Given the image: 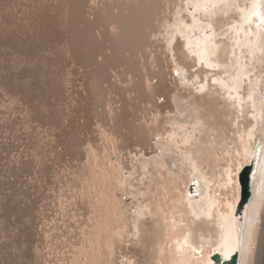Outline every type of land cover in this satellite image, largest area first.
<instances>
[{
  "label": "bare ground",
  "instance_id": "1",
  "mask_svg": "<svg viewBox=\"0 0 264 264\" xmlns=\"http://www.w3.org/2000/svg\"><path fill=\"white\" fill-rule=\"evenodd\" d=\"M14 2L18 8L20 0ZM30 2L37 6L32 12L28 9L32 3L21 7L31 12L23 15V26L15 22L21 20L22 9L20 14L16 7L11 10L20 16L15 21L13 15L6 17L9 15L4 10L10 13L8 3L2 14L5 18H0V100L6 96L22 107L24 104L18 102L22 97L39 112L43 107L48 112L45 106L50 103L52 109L40 117L44 129L48 124L52 127L53 139L57 129L66 134L58 141L71 170L58 177L56 186L51 185L54 214L50 218L43 215L46 229L40 230V223L37 230L31 211H25L24 204L17 201L12 208L26 217L24 220L30 217L28 230H21L12 242L18 228L8 224L10 230H6L12 236H4V218H0V246L2 240L4 244L12 242V248L6 245L8 252H22L27 244L25 254L32 264H209L212 254L227 259L235 251L238 264H263L264 25L258 28L256 17L247 23L245 16L254 2L257 11L264 12V0H54L52 3L62 6L49 4L56 6L53 10L42 3L44 0ZM209 24L203 58L212 67L195 54L196 42H204L206 35L196 29ZM18 25L29 28L27 37L23 36L26 31L19 35L23 30ZM189 40L191 48L186 46ZM8 56L18 60L14 72L26 68L27 62L30 67L10 75ZM68 70L78 75L73 79L75 86L70 84L72 80L68 82L72 75ZM153 79L156 83L151 82ZM43 82L50 88L49 93H43L42 105L35 103L32 95L36 89H45ZM66 86L78 88L72 96L66 95L73 99L67 118L60 109L63 106L69 112L66 100L71 99L64 96L69 92ZM63 96L64 105L58 108L53 102H62ZM161 97L163 103L158 102ZM114 103H121L115 116L110 111ZM16 120L4 123L12 126L14 122L16 130L0 127L9 134L12 130L13 136L14 132L21 135L22 127L18 130ZM108 130L120 140L115 143ZM17 140L24 142L22 136ZM2 144L0 152L4 148L2 154L6 156V150L13 148ZM38 147L27 151L43 165L35 164L36 158L29 156L34 161H24L15 171L24 176L36 167L40 174L32 172L46 181L44 162L52 165L54 160L45 152L46 160L40 158ZM0 164L4 165V160ZM249 165L251 197L237 220L234 211L241 193L238 177ZM56 170L50 172L59 173ZM5 183L17 194L32 190L27 192L24 188L29 185L23 188L10 179ZM191 183L194 195L190 194ZM54 221L63 222L64 228L57 227L63 234H50L52 230L47 228ZM51 227L56 228V223ZM61 236L64 239L60 240ZM48 248L53 250V257L48 251L45 257L40 256ZM20 256H16L18 262Z\"/></svg>",
  "mask_w": 264,
  "mask_h": 264
},
{
  "label": "rangeland",
  "instance_id": "2",
  "mask_svg": "<svg viewBox=\"0 0 264 264\" xmlns=\"http://www.w3.org/2000/svg\"><path fill=\"white\" fill-rule=\"evenodd\" d=\"M17 2H18V0H16ZM24 2V0H20V2ZM45 2H42L43 4H52V5H56V3L58 2V0H57V2H54V3H50V0H44ZM4 2V3H3ZM12 2H14V0H12ZM12 2H10V0H8V2H6V0H2V2H0V7H2V11L0 10V12H1V15H0V18H2V20L5 18V16H6V14H8L9 16H6V17H10V16H12L13 17V19H14V21H15V19L16 18H19L20 16H22V17H20V19L21 20H18V21H15L16 23H18V24H21V26H23L22 24L24 23L23 22V20H25V17L23 16V15H28L29 13H31L32 11L31 10H35V8H36V6L37 5H35L34 4V2H30V0H28V2H25L23 5L20 3V2H18V4L19 5H21V6H19L18 4V8H17V6H16V2H14V7H12ZM22 2V3H23ZM47 2H49V3H47ZM61 2V1H60ZM59 2V3H60ZM2 3L4 4V6H2ZM6 3H8V5H11L10 6V13L8 12V10H4V8H9V6H7V4ZM10 3V4H9ZM27 3V4H26ZM30 3H32L31 5L33 6V5H35L34 6V8H32V6L30 5ZM26 4V7L24 6ZM61 4H62V2H61ZM5 5H6V7H5ZM28 5H30L29 6V10L31 11H29V10H27V12L29 11V13L27 14V12H26V9L25 8H27L28 7ZM22 6H24L25 8H21ZM50 6V5H49ZM48 6V7H49ZM57 7L58 6H62V5H60V4H57L56 5ZM55 6V7H56ZM16 7V12H18L19 14H20V12H19V10H21V12H22V14L20 15V16H18V14H12V12L14 11V8ZM30 7H31V9H30ZM53 6H50V8H52ZM55 7H53L52 8V10L55 8ZM13 8V9H12ZM1 9V8H0ZM25 9V10H24ZM3 10H4V12H7L6 14H5V16H3L4 15V12H3ZM11 10H13V11H11ZM26 12H24V11ZM3 12V13H2ZM25 13V14H24ZM3 14V15H2ZM11 14V15H10ZM15 16H17V17H15ZM4 17V18H3ZM15 17V18H14ZM22 18H24L23 20H22ZM2 20H0V23H1V21ZM20 21V22H19ZM23 22V23H22ZM25 24H28V22H25ZM24 24V25H25ZM21 26H16V27H20V29L19 30H21V32H22V30H23V32L22 33H20V31H19V35L20 34H24V33H26L27 31H29V28L28 27H26V29H27V31H26V29L25 28H23V27H21ZM0 28H3L2 26H0ZM23 28V29H22ZM0 30H3V29H0ZM24 31H26V32H24ZM0 32H3V31H0ZM21 35V36H22ZM27 35H28V32H27V34H24L23 36L25 37H27ZM9 54H14V52L12 53V52H9ZM19 54V53H18ZM18 54H16V56H18ZM152 55H154V53H152ZM16 56H8L7 58H8V62H7V64H8V70H10V68H12V70H10V75H12V74H19V73H21L23 70H25L26 68H28V67H30V66H28V62L26 63V68H24V66H22V64H20V66H22V68H20V70H18V72H14V71H16V69H15V67L16 68H18V60H16L15 59V57ZM13 57V58H12ZM10 59H11V62H10ZM13 59V60H12ZM17 62H16V61ZM20 60H22V58H20ZM12 64H13V67H11L12 66ZM31 65V67H32V65L33 66H36L35 64H30ZM14 68V69H13ZM13 71V72H12ZM68 72H70V74H72V75H70L69 77H68V82H70L71 80V82H70V84H72V86H75L76 85V81H73V79H75L78 75H73V73H72V71L71 70H68ZM67 73V72H66ZM68 74V73H67ZM65 77V76H64ZM66 78V77H65ZM69 78H70V80H69ZM150 82V81H149ZM151 82H153V83H156V79H153ZM43 84H44V87H45V89L43 90H41V89H36L37 91L35 92H33V97L35 98V103H39V104H42V97H43V93H49V90H48V88H50V86H47V83L46 82H43ZM119 84L120 85H123V86H126L127 85V83H121V82H119ZM46 85V86H45ZM72 86H66V88H68V91L70 92H66V88H65V91L64 92H66L67 94H64V96H66V95H71L72 96V92H74V90L75 89H78V88H74V87H72ZM70 88H74V89H72V90H70ZM63 89H64V86H63ZM7 90H5L4 92H6ZM8 92V91H7ZM0 94H2L1 92H0ZM36 96V97H35ZM40 96V97H39ZM64 96H63V98H62V102H53V103H56V106L58 107V108H60V106H62V105H64V100H66L65 98H64ZM68 96H66V98H68ZM10 98H12L11 96H10ZM38 98V99H37ZM69 99H71V100H69ZM7 100V101H6ZM16 100H17V98H16ZM48 100V99H47ZM68 100L69 101H67L66 100V104H68L67 102H69V104H68V111L69 112H66V110H63L64 108H63V106H62V108H60V109H62V111H64V114H65V116H66V118H67V116L68 115H70L71 113H72V109H73V106H72V98H68ZM22 102V104H24V106H20L18 103H16L15 101H13V100H11V99H9L8 97H6V96H4L1 100H0V125L2 124V126L3 125H5L6 126V124H4V123H6V122H8L9 120H13L14 121V118H16L17 120V122L18 123H16V124H20V126H18V130H20L19 128H21V131L23 132L21 135H20V132H14V136L16 135V138H14V136H13V134L11 135V133H12V130H16V128H14V122H13V124H12V126H10L9 124V126H6V128H12V130H10V134H9V132L7 133L6 132V130L4 131V129L2 128V127H0V128H2V130H0L1 132H0V144H2V143H6V144H2V146H8V148H10V146H12V150H15L14 152H12V150H6V156H4V154H2V152H4V148H2V152H0V154H2L3 156H2V158H0V160H4V165L6 164V166H9V165H11V166H9L7 169H6V166H4L3 164H0V166H4V172H2V168H0V176H2V178H0V194H2V196H0V198H4V200H0V208H2V212H0V218H4V222H2V224H4L5 226H4V228H2V230H6V228H8V224H10V226H16V228H18V230H16V232H14V236H12V234H10V232L8 233V230H10V228H8V230H6V235H4V236H12V242H16V240L19 238V235H20V232H21V230H23V229H26L27 227V225L28 224H26V221L28 222V220H30V217H28V220H24V218H26V217H22V216H19V214L17 213V211L14 209V208H12V205H14L17 201H21L22 203H21V206H22V204H24V206H22L23 208H24V210L26 211V210H30L31 211V213H32V219H33V217H34V219L33 220H35V222L37 223L36 224V228H37V230H38V224H40L41 223V225H40V230H42L41 228H44V226H46L45 225V223H46V221L43 219V215L44 214H48V216H49V218H50V216H52L53 214H54V208L52 207V201H51V196L53 195V194H55L54 192H53V190H51L52 188V186H56V184H58V177L59 176H62V178L64 177V175L63 174H66V175H68L69 174V172H70V166L69 165H71V164H69L68 163V158H65L66 157V155H65V152H64V150H63V146L59 143V141H60V139H64V138H66V137H63V136H66V134L65 133H63V131H61V130H59V129H57L56 127H54V130H56V132H55V134L56 135H54L53 134V136H56V138H54L53 139V137H52V127L50 126V124H48V128H46V129H44V124H45V122L42 120V116H41V114L43 115V113H48L49 112V110H51L52 108H50L51 106H50V103H48L47 105H49V106H45V108L47 109V108H49V110H48V112H46V110H44V107L43 108H40V112H39V110L37 109H35V108H33V107H30L29 105H27V103H26V99H24V98H22V97H20L19 99H18V102ZM54 101V100H53ZM158 102L159 103H163L164 102V99H163V97H161V98H159L158 99ZM71 103V104H70ZM43 105V104H42ZM60 105V106H59ZM29 106V107H28ZM70 106H72V109H70ZM20 107V108H19ZM120 107H121V103H114V104H112L111 105V109H110V111H111V113H112V115L113 116H115V112H119L121 109H120ZM13 108V109H12ZM23 108H26V111L25 110H23ZM30 111H29V110ZM17 111V112H16ZM19 111V112H18ZM33 111V112H32ZM29 112H32V114H30ZM37 112V113H36ZM43 112V113H42ZM69 113V114H68ZM26 114V115H25ZM28 114H30V116L28 115ZM37 114V115H36ZM39 115V116H38ZM41 116V117H40ZM36 117V118H35ZM29 118H32V120H30ZM39 118V119H38ZM38 120V123H40V124H35V123H32V122H34L33 120ZM83 119V117H80V120H82ZM5 120V121H4ZM30 120V121H29ZM2 122V123H1ZM20 122V123H19ZM22 122V123H21ZM43 125V126H42ZM40 126H42V127H40ZM51 129V132L49 131V130ZM36 132H38V133H36ZM50 132V133H49ZM60 132H62V134H60ZM24 133L26 134V133H28V134H26V136H24ZM59 133V134H58ZM108 135H110L113 139H114V141H115V143L116 142H118L120 139H119V137H118V135H116V134H112V131H107L106 132ZM30 134H32V139L30 138ZM49 134V135H48ZM12 136V137H11ZM18 136H22V140L24 139V142H22V141H20V140H17L18 139ZM26 138H29V139H31V140H26ZM34 138V139H33ZM37 139V140H36ZM47 140V141H46ZM59 140V141H58ZM32 141V142H31ZM57 141V142H56ZM26 142H30L31 144H27L26 145ZM38 142V143H37ZM50 142V143H49ZM8 143V144H7ZM13 143V144H12ZM33 143V144H32ZM40 145V148L38 147V148H36V154H40V158H41V156L43 157V160L45 159L46 160V156H48V159L50 158L49 156H53L52 158H53V162H52V165L51 164H48V162H44V170H43V172H44V176H46V181L44 180V176H42V178L43 179H40V175H38V174H40L39 172V168L37 169L36 167L35 168H30V170H27L28 172H25L24 173V176H27V178H24V176H19V174H17V172L15 171V169L16 170H20V168H22L23 167V165L22 164H24V161H30V160H32L33 159V161H34V158H36V156H34V154H33V156H34V158H29V156L30 157H33L32 155H30L29 153V151L30 150H34V148L36 147V145ZM58 144V145H57ZM35 145V146H34ZM42 145V146H41ZM57 147H56V146ZM60 145V147H58ZM26 146V147H25ZM28 146H34V148H30V147H28ZM45 146V147H44ZM53 146V147H52ZM27 148H30V150H28L27 151ZM43 150H42V149ZM48 150V152H47V150ZM40 150H42L41 152H40ZM39 151V152H38ZM61 151V152H60ZM28 152V153H27ZM38 152V153H37ZM42 152H45V154H46V156H44L43 154H42ZM15 153V154H14ZM50 153V154H49ZM10 154H12L11 155V159H10V162H12V164H10V162H8V158H10ZM123 154H124V152H123ZM27 155V156H26ZM59 155H61V156H59ZM64 155V156H63ZM28 157V158H26V160H24V157ZM57 156V157H56ZM62 156H63V158H62ZM21 157V158H20ZM55 157V158H54ZM52 158H50L49 160H52ZM57 158H58V160H57ZM65 158V159H64ZM18 159H21V160H18ZM18 160V164H14V162H16ZM57 160V163L59 164V161L61 162L62 160V163L63 164H61V165H59L58 166V164L56 163V166H58V169H59V171L58 170H56V166H53L54 165V162ZM64 160L65 161H67L66 162V164H64ZM41 162V161H40ZM40 162H38V158H36V163L35 164H39L40 166L41 165H43L42 164V162L40 163ZM20 164V165H19ZM46 164V165H45ZM16 166H18V168H16ZM40 166H38V167H40ZM48 166H50V168L48 167ZM61 166V168H59ZM14 168V170H12L11 172L8 170L9 168ZM46 167V168H45ZM48 168V169H47ZM52 168V169H51ZM65 168V169H64ZM47 169V170H46ZM32 170H36V172H38V174L36 173V172H32ZM49 170V171H48ZM51 170H56V172L58 171L59 173H54V172H50ZM6 171L8 172V174H6ZM14 171V172H13ZM14 174H16V176H14ZM32 174V175H31ZM10 176H12V178H10ZM29 176V177H28ZM50 178V179H49ZM8 179H10V180H12L13 182H17V184H18V182H20V184H18V186H20V187H23V186H26V187H28V185H29V187L28 188H24V189H27V192L30 190V188H32V190L31 191H29L27 194H17V193H15V191H14V189L9 185V184H7V183H5V180H8ZM19 179V180H18ZM37 179H39V180H37ZM49 179V180H48ZM61 179V178H60ZM53 182V181H56V182H54V184L52 183V184H50V182ZM28 182V183H27ZM32 182V183H31ZM44 182V183H43ZM136 181H134V183H135ZM24 183V184H23ZM46 183L47 184H50V187L48 186H45L46 185ZM4 184V185H3ZM31 184V185H30ZM37 184V185H36ZM3 185V186H2ZM8 185V186H7ZM42 186V185H44L43 187H42V189L40 188V186ZM52 185V186H51ZM46 187L47 188H49L48 189V192H46ZM38 189V191H37V189ZM8 190V192H6V190ZM34 189V190H33ZM55 189V188H54ZM40 190H42L41 192H43V193H41L40 194ZM44 190H45V192H44ZM9 192H10V194H9ZM34 192V193H33ZM46 193H48V194H46ZM50 193V194H49ZM29 194V195H28ZM32 194H34V196H32ZM43 194V195H42ZM18 195V197H16ZM21 196V198H19L20 196ZM38 195V196H37ZM25 196H27V198L25 197ZM49 196V198H50V200H48V198H46V197H48ZM36 197V198H35ZM43 197V198H42ZM6 198H9V199H6ZM40 198H42V200H44V198H46L47 200L46 201H44V202H42V200H40ZM124 200H128V198H123ZM26 200V201H25ZM28 200H30V202H28ZM42 202V203H40V204H38V202ZM47 201H51V202H48L47 203ZM6 204H8V205H6ZM50 204V205H49ZM39 205V206H38ZM73 207H75V206H73ZM46 209V210H45ZM34 210H36V212L34 213ZM42 212V213H41ZM37 214H39V215H37ZM12 216H14V218H12ZM36 216H38V218H36ZM44 216H46V215H44ZM44 218H47V216L46 217H44ZM56 220V219H55ZM39 221V222H38ZM12 222V223H11ZM62 221H54V222H52V224H55L56 223V228H54V229H52V224L50 225V228H47V229H50V230H52L51 232H50V234H54V235H56L57 233L58 234H63V231H62V229L61 228H57L58 226H61L62 228H64L65 226H64V224H63V222L61 223ZM12 224V225H11ZM20 224H22V226H20ZM24 224H26V225H24ZM61 224V225H60ZM44 229H46V228H44ZM12 230H14V228H12ZM26 230H28V229H26ZM43 231V230H42ZM18 233V234H17ZM16 237V238H15ZM9 240H8V242H10V238H8ZM62 239H64V237L63 236H61V239L60 240H62ZM59 239L57 240V242L58 241H60ZM12 242L10 243V244H4V240H2V246H0V253L1 252H4L5 250V252H4V254H2V262H0V264H12V262H14V260H16V256H18V254H22V256H20V262H18V260H16V264H32V260L30 261V259L26 256V254H27V249H28V246H27V244H26V250H22V248H20V244H16V246H18V250L20 249V250H22V252H12V250H10V252H8V248H12ZM6 245L8 246V248H6ZM16 246H14V248H16ZM36 246H39V245H36ZM39 248V247H38ZM40 248H42V247H40ZM25 249V248H24ZM49 249V248H48ZM40 250H42V249H40ZM46 251H48V253L49 254H51L50 255V257L52 256L53 257V250H51V252H50V249L49 250H44V253H41L40 254V256L42 255H46ZM59 252V251H58ZM26 253V254H25ZM12 254H15L14 256H12ZM58 254V256H60V254L59 253H57ZM24 255V256H23ZM45 255H44V257H45ZM11 256V257H10ZM6 258H8V260H6ZM15 258V259H14ZM24 258H26V260H24ZM29 259V260H28ZM23 261V262H22ZM263 264H264V261H263Z\"/></svg>",
  "mask_w": 264,
  "mask_h": 264
},
{
  "label": "water",
  "instance_id": "3",
  "mask_svg": "<svg viewBox=\"0 0 264 264\" xmlns=\"http://www.w3.org/2000/svg\"><path fill=\"white\" fill-rule=\"evenodd\" d=\"M263 102H264V95H263ZM252 174V166H246L244 169L240 172L238 177V182L240 185L241 193H240V200L238 205L235 208L234 211V217L237 218V220H240L242 218V212L245 205L248 203L250 197H251V189H250V177ZM194 183H191L190 187V194L194 195ZM238 251H235L233 254H231L227 259H222L221 255L219 253H214L210 257L211 263L209 264H238Z\"/></svg>",
  "mask_w": 264,
  "mask_h": 264
},
{
  "label": "snow or ice",
  "instance_id": "4",
  "mask_svg": "<svg viewBox=\"0 0 264 264\" xmlns=\"http://www.w3.org/2000/svg\"><path fill=\"white\" fill-rule=\"evenodd\" d=\"M215 4H212L211 7H215ZM252 17H256V19L259 20V24L257 25V27L259 28L261 25H264V12H259L257 11V4L254 2L251 11H249L247 13V15L245 16V22L247 23H251L252 22ZM197 25V21L194 19L193 20V26L195 27ZM196 30H200V31H204L205 32V41L201 42V41H197L196 42V47H197V52L195 53L198 57L201 58L200 62L205 63L206 66L208 67H212L213 65L211 64H207V61L204 60V45L207 44V41L209 39L208 33H210L211 31V26L210 24L208 26H201L199 28H197ZM187 47L191 48L192 46V41L189 40L188 45H186ZM176 75L179 76L180 75V71L177 69L176 70ZM213 83H216V81L214 80ZM202 90V89H201ZM251 98V97H250ZM251 131V130H250ZM186 239H185V244H186ZM179 250V249H178ZM193 251H195V249H193Z\"/></svg>",
  "mask_w": 264,
  "mask_h": 264
}]
</instances>
